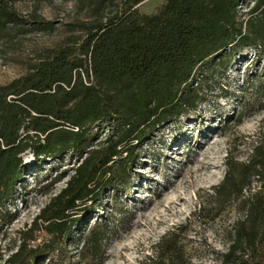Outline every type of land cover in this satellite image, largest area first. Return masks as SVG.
I'll use <instances>...</instances> for the list:
<instances>
[{"label":"trees","instance_id":"16d2710c","mask_svg":"<svg viewBox=\"0 0 264 264\" xmlns=\"http://www.w3.org/2000/svg\"><path fill=\"white\" fill-rule=\"evenodd\" d=\"M20 1L0 0V50L15 36L53 29L38 12L51 0H31L33 9L25 14L16 8ZM102 1L92 2L97 7ZM142 1L78 24V37L46 50L25 74L0 86L1 221L11 217L6 205L22 178L23 154L42 163L85 154L66 186L18 232L19 245L8 249L0 264L42 258L43 264H68L65 243L75 216L126 182L139 146L160 127L196 111L204 100L203 85L224 77L242 50L264 54V0H256L243 19L238 17L243 0H164L152 15L135 8ZM107 125L110 135L86 149L92 131ZM225 165L223 180L212 190L222 202L237 201L242 218L233 225L222 262L258 264L264 244V132L245 161L230 154ZM252 180L258 183L253 192ZM106 227L97 220L90 225L81 239L79 264L99 258ZM41 231L46 238L31 245ZM153 248L144 264H191L175 232Z\"/></svg>","mask_w":264,"mask_h":264},{"label":"rangeland","instance_id":"374dc122","mask_svg":"<svg viewBox=\"0 0 264 264\" xmlns=\"http://www.w3.org/2000/svg\"><path fill=\"white\" fill-rule=\"evenodd\" d=\"M51 0L38 6L39 14L53 23L48 32L32 31L15 36L0 50V86L26 73L29 65L46 50L65 39L78 37V24L104 18L125 8L132 0ZM256 0H243L238 17L243 19ZM164 0H143L140 14L158 12ZM22 13L33 9L31 0H21ZM262 90H259V89ZM259 90V91H258ZM196 111L153 132L138 148L124 184L105 192L95 206L75 216L65 249L68 264H79L81 239L93 221L106 227L102 253L94 264H144L154 245L167 233L178 235L179 246L191 264H223L234 223L242 218L238 202L219 200L212 188L223 180L226 157L245 161L259 132H264V54L244 49L236 55L222 78L203 85ZM111 133L100 126L90 135L95 147ZM81 158L63 155L37 162L31 153L22 156L23 175L13 200L6 205L11 217L0 220V257L4 260L19 245L18 232L30 227L40 210L65 186ZM258 183L252 180L250 191ZM248 190H246V194ZM31 245L46 236L34 234ZM258 264H264V244ZM46 258L34 264H43Z\"/></svg>","mask_w":264,"mask_h":264}]
</instances>
